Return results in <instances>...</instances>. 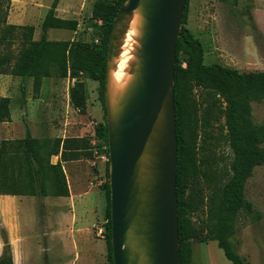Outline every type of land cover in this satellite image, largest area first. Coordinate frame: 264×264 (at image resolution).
<instances>
[{
    "label": "trees",
    "instance_id": "16d2710c",
    "mask_svg": "<svg viewBox=\"0 0 264 264\" xmlns=\"http://www.w3.org/2000/svg\"><path fill=\"white\" fill-rule=\"evenodd\" d=\"M59 1L53 0L47 10L38 40L33 39L34 26L7 24L1 16L0 3V27H4L0 47L4 45L6 52H0V74L18 76L24 81L33 78L35 94L39 92L43 78L75 79L69 88V101L72 108L82 114L85 113L87 99L82 78L96 81L104 121L94 127L93 133L107 146L105 153L108 156L104 96L107 49L115 15L127 0H98L93 4L91 21L99 36L96 43L47 39L50 29L76 31L78 28L76 20L56 16ZM188 1L176 44L174 71L176 193L181 260L182 264H191L192 242L214 241L231 264H245L236 252L232 238L239 214H254L252 204L245 199V185L253 169L264 165V148L261 147L264 143V126L255 125L251 117V103L264 98V71L241 73L219 64L205 65V50L201 41L183 27ZM17 31H20V49L12 63L9 49ZM194 90L204 94L199 104L191 99ZM9 103V98L0 97V123L10 121ZM220 119L224 121L223 139L231 151L228 165L221 169L217 166L210 145L215 139L210 129ZM88 144L87 138L40 141L33 138L28 129L23 139L1 140L0 195L67 196L63 170L59 163L51 164L50 157L58 155L62 149L63 161L68 158V149L88 151ZM106 174L108 176V162ZM102 189L107 202V264H113L109 181ZM211 189L212 194L208 197L206 192ZM255 218L259 219V216ZM0 264H12L8 246L0 256Z\"/></svg>",
    "mask_w": 264,
    "mask_h": 264
},
{
    "label": "rangeland",
    "instance_id": "374dc122",
    "mask_svg": "<svg viewBox=\"0 0 264 264\" xmlns=\"http://www.w3.org/2000/svg\"><path fill=\"white\" fill-rule=\"evenodd\" d=\"M53 0H0L1 16L6 19L7 24H16V26L32 25L36 32V39L41 36V21ZM98 0H60L57 6L56 16L67 20H76L78 22L77 30H60L50 29L47 31L48 40H79L84 42L96 43L99 40L96 28L91 21L93 4ZM114 2L115 0H104ZM17 6L12 5V3ZM12 12V14H11ZM9 18V21H8ZM10 22V23H9ZM191 34L198 38L204 47L203 62L205 65L219 64L227 68L238 70L241 73L264 71V0H189L187 8L186 23L183 25ZM3 25L0 27V35L3 32ZM16 39L12 41L9 53L14 58L20 49V31L15 33ZM33 35V37H34ZM4 45L0 47L1 53H6ZM185 64H183V67ZM87 84L88 103L97 102V109L90 112V117H83L82 113H71L69 116V127L87 128V125L97 127L104 121L103 111L97 98V86L95 82L84 79ZM59 80V79H58ZM29 86L24 87L22 85ZM94 85H91V84ZM43 87L42 104H45V111L50 118L57 115V110L53 108L60 107L61 118L67 104V93L69 86L67 80L50 78L45 81ZM35 94L32 79L21 81L11 75H0V97H10V117L8 124L0 126V141L23 138L25 130L28 129L30 134L38 136L43 129L39 123L40 120L33 119L32 106L33 99H39L40 91ZM24 89V90H23ZM42 94V92H41ZM204 98V94L199 90H194L191 99L199 104ZM28 107V116H24L23 103ZM54 102L57 106H54ZM32 105V106H31ZM54 106V107H53ZM34 108L38 110L37 105ZM54 111V112H53ZM101 111V113H99ZM201 113V109H200ZM36 117L42 120L38 110L34 113ZM251 117L255 125L264 126V98L260 101L251 103ZM12 122V123H10ZM53 122V121H52ZM51 122V123H52ZM223 119L212 125L210 131L214 138L211 150L215 153L217 166L221 169L228 165L231 159V151L223 139ZM56 125V126H55ZM57 129L60 125L55 124ZM76 125V126H75ZM264 148V143L261 144ZM96 152L97 181L100 188H104L109 181L106 174V164L108 156L106 155L107 146L100 140L94 145ZM93 153V151H92ZM204 156V154H202ZM208 193V195H207ZM212 189L206 192L209 197ZM246 201L253 206L254 214L249 215L241 212L235 222V235L232 238L235 250L238 255L245 261V264H264V165L255 167L252 176L247 180L244 191ZM39 199V198H37ZM34 200L31 198L23 199L19 204V210L16 216V231L22 238L23 251L26 264H42V247L37 242L40 241L41 231L37 219V210L34 206ZM258 215L259 219L255 216ZM205 217V216H203ZM196 218L193 217V221ZM0 244L4 248L5 238L8 236L6 225L0 220ZM9 230V229H8ZM33 237V239L31 238ZM34 238H37L36 240ZM53 241V240H52ZM63 242L52 253L53 258L58 255L65 258L61 264H71L74 259L72 246L68 241L61 239ZM55 242V241H54ZM83 248L79 244V249ZM2 250V253H3ZM2 255V254H1ZM0 255V256H1ZM49 255V254H48ZM49 260V259H48ZM104 264H107L105 253ZM79 264V262L74 263ZM191 264H231L221 249L217 247L216 242L191 243Z\"/></svg>",
    "mask_w": 264,
    "mask_h": 264
},
{
    "label": "water",
    "instance_id": "95a60500",
    "mask_svg": "<svg viewBox=\"0 0 264 264\" xmlns=\"http://www.w3.org/2000/svg\"><path fill=\"white\" fill-rule=\"evenodd\" d=\"M186 1L127 0L112 23L104 96L113 264H182L174 71ZM135 12L140 38L132 78L112 102L110 72Z\"/></svg>",
    "mask_w": 264,
    "mask_h": 264
},
{
    "label": "crops",
    "instance_id": "0c3cea01",
    "mask_svg": "<svg viewBox=\"0 0 264 264\" xmlns=\"http://www.w3.org/2000/svg\"><path fill=\"white\" fill-rule=\"evenodd\" d=\"M13 1H19V0H13ZM12 5L17 6L16 4H14V2L12 3ZM56 12H57V8H56ZM10 25H16V24L13 23ZM23 26H27V25H23ZM34 32H36V30H34ZM35 35L33 39L38 40L39 38L36 39ZM53 41H66V40H53ZM13 77L23 81L21 77L18 76H13ZM50 78L55 79L57 83L59 82V80H67V84L69 88L72 87L74 82L76 81L75 79H70V78L59 79L55 77H49V78H43L42 84L44 85L45 81H47ZM28 79H32V83H33V78H28ZM80 80L82 81V79ZM83 81L86 87L87 99H86L85 113H83L82 116L87 117V115H89L90 117H92L91 116L92 114H90V112L92 111V109H94L93 111H95L98 106H97V102L95 101H92V104L88 103L87 84L85 80ZM93 82H95V84L97 83L96 81ZM91 85L94 84L92 83ZM96 85L97 86L95 87L97 90L98 83ZM27 86H29V84L24 87ZM41 89L42 91H40L39 99H33L35 101H33L34 103L33 106L31 105L32 106L31 117L33 119H36L37 121L40 120L39 123L43 126V129L38 136H33L31 134L30 135L33 138L39 139L40 141H44L47 139H55V138H59L62 141L66 139L87 138L89 143L88 144L89 150L78 151L74 149H68L66 151L68 158H66L63 161L61 158L62 149H60V153L58 155H54L50 157V163L53 165L59 163L63 170L66 180L67 190H68L67 196L59 197V196L48 195L45 197H38V196L0 195V220H2V222L6 225V227H8L7 228L8 236L7 238L4 239L5 245L8 246L9 248L12 264H26V260L24 256L27 255V253L23 251V247L21 245L22 238L16 231L15 214L19 210L20 202L25 198H31L35 201L34 206H36L38 224L40 225L41 228L39 229L41 231V236H40L41 240L38 241L37 244L39 247H42L44 253H47V255L45 254L42 255V261H43L42 264L63 263L65 258L58 255L57 252L55 254L57 258L52 257V253L56 250L54 249L53 246L59 247L60 245H62L63 242L61 241V239L68 241V243L72 246L73 250L75 251L74 259L71 264H74L76 262L77 263L79 262V264H104L103 261L105 258V253L107 257V245L105 241V235L104 237H99L96 228L99 225H104L106 228L105 211H106L107 202H106L105 193L103 189L100 188L99 186L100 184L97 181L98 173H97V168L95 167L97 164L95 157L96 152H94V148H92V145H94L98 139L97 137L94 136L93 133L94 127L91 125H87V128L74 127L73 128L75 129L74 133L72 132V129H70L69 116L71 115V113L78 114L80 112L74 110L70 105L69 89L67 93L68 98H67L66 108L64 110V115L61 118H59L60 116L59 112L61 110L60 107H58L54 102V106H57V108L53 106L54 107L53 109L57 110L58 114L53 115L49 118L44 108L46 107L45 104L41 103L42 95H43V87ZM7 98H9L10 100L9 103V109H10L11 98L10 97ZM23 104H24L23 109L25 111L24 116H28V114H26V112L28 113V107L25 104V102ZM34 105H37L38 110L42 116V120L35 116L34 113H37L38 110L34 108ZM99 113H101V111ZM10 121H11V117H10ZM8 123L9 122L0 123V126L1 124H8ZM55 124H58V126L60 125V128L58 127L57 129H54L56 128ZM25 136H26V130L23 138ZM23 138H18V139H23ZM11 140H17V139L12 138ZM0 226L3 227L2 224ZM31 238L33 239L32 236ZM34 239L36 240L37 238ZM79 244H81L83 248L79 249ZM2 250H3V246L2 244H0V255L2 254Z\"/></svg>",
    "mask_w": 264,
    "mask_h": 264
},
{
    "label": "bare ground",
    "instance_id": "6f19581e",
    "mask_svg": "<svg viewBox=\"0 0 264 264\" xmlns=\"http://www.w3.org/2000/svg\"><path fill=\"white\" fill-rule=\"evenodd\" d=\"M140 38V15L135 12L127 21L126 30L122 36L118 55L114 59L113 69L110 72V95L112 102L124 92L130 82Z\"/></svg>",
    "mask_w": 264,
    "mask_h": 264
},
{
    "label": "built area",
    "instance_id": "2783aa9c",
    "mask_svg": "<svg viewBox=\"0 0 264 264\" xmlns=\"http://www.w3.org/2000/svg\"><path fill=\"white\" fill-rule=\"evenodd\" d=\"M96 230H97V234H98L99 237H104L105 232H106V228H105L104 225H99V226L96 228Z\"/></svg>",
    "mask_w": 264,
    "mask_h": 264
}]
</instances>
